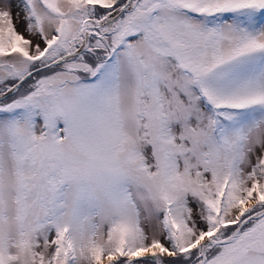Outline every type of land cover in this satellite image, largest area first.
<instances>
[{
	"label": "snow or ice",
	"instance_id": "6c2138e0",
	"mask_svg": "<svg viewBox=\"0 0 264 264\" xmlns=\"http://www.w3.org/2000/svg\"><path fill=\"white\" fill-rule=\"evenodd\" d=\"M0 264H264V0H0Z\"/></svg>",
	"mask_w": 264,
	"mask_h": 264
}]
</instances>
